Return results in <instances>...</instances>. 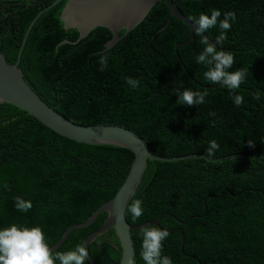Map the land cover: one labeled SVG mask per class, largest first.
I'll use <instances>...</instances> for the list:
<instances>
[{
    "label": "trees",
    "instance_id": "16d2710c",
    "mask_svg": "<svg viewBox=\"0 0 264 264\" xmlns=\"http://www.w3.org/2000/svg\"><path fill=\"white\" fill-rule=\"evenodd\" d=\"M53 1L0 0V51L10 63L17 61L31 22ZM66 1L44 11L30 30L19 63L30 86L77 124L126 127L156 155L202 156L150 159L130 201L142 200L144 213L133 219L126 210L127 221L140 224L163 214L161 226L172 231L162 255L173 264H264V0H175L191 21L212 9L221 11V19L226 11L236 13L218 46L234 57L229 71L246 73L234 92L204 78L207 69L195 62L204 37H191L163 1L106 51L112 37L106 27L75 44L62 43L80 36L60 19ZM205 34L216 40L219 30ZM101 55L108 57L103 71ZM128 77L138 79L139 87L128 85ZM185 88L206 91L205 103L178 105L175 93ZM236 94L244 98L239 107ZM213 140L219 149L208 157ZM233 154L248 156L208 160ZM134 159L129 149L74 141L19 107L0 104V228L39 226L51 247L70 225L86 221L116 194ZM17 198L31 201L32 208L18 211ZM105 218L101 214L92 225L73 230L54 251L84 245ZM142 231L132 232L134 264H144ZM109 241L120 245L114 229L89 246L96 264L120 263L121 252Z\"/></svg>",
    "mask_w": 264,
    "mask_h": 264
},
{
    "label": "water",
    "instance_id": "95a60500",
    "mask_svg": "<svg viewBox=\"0 0 264 264\" xmlns=\"http://www.w3.org/2000/svg\"><path fill=\"white\" fill-rule=\"evenodd\" d=\"M62 0H54L50 5L38 12L31 22L24 38L15 63H10L6 56L0 51V104L10 103L28 112L38 119L45 126L56 133L72 139L74 141L89 145H112L129 149L135 155L132 167L116 194L107 202L102 204L92 213L84 222L70 225L50 249L53 251L59 248L69 237L73 230L81 229L92 225L101 214H106L102 226L91 232L85 239L84 245L88 248L100 236L114 229L119 239L116 245L109 241L121 252V261L119 264H134L135 247L132 232L142 230L146 227H161L158 215L154 220L146 221L140 224H131L127 221L126 210L136 193L146 170L149 166V160L177 161L190 158L202 157L199 154H188L177 157H164L156 155L150 151L144 140L132 130L118 125H83L68 120L51 107L26 81L24 71L19 67L23 47L27 41L28 35L37 18L46 10L58 4ZM163 1L170 11V18L175 17L184 22L191 31V37H194V25L178 7L175 0H67L60 19L66 29H77L80 36L77 41L64 40L62 43L75 44L79 40L88 36V34L97 27H106L111 33V39L105 44L103 51L113 48L124 36L132 29L138 26L148 16L157 2ZM167 26H164V30ZM125 30L124 34H120ZM203 37L209 42L211 40L205 33ZM248 155L233 154L222 158H208L209 161H221L227 158L245 157ZM256 157L258 155H252ZM122 217V219H117ZM172 230H169V232ZM184 240L182 242V247ZM89 264H96L90 251L88 257Z\"/></svg>",
    "mask_w": 264,
    "mask_h": 264
},
{
    "label": "clouds",
    "instance_id": "9594fccd",
    "mask_svg": "<svg viewBox=\"0 0 264 264\" xmlns=\"http://www.w3.org/2000/svg\"><path fill=\"white\" fill-rule=\"evenodd\" d=\"M222 13L219 9H212L209 13H202L193 20V31L197 36H203L212 28H218L219 34L216 43H211L205 37L200 41L204 45L202 51L195 57L197 64L204 65L207 69L204 78L211 84H219L230 92L237 90L246 79V73L242 70L229 71L234 64V57L223 50H218L236 23L237 16L233 11ZM101 71L108 64V57L101 55L98 61ZM126 83L132 88H138L140 81L131 77L126 78ZM178 105H200L205 103L208 93L193 91L185 88L177 90ZM259 98V96L257 97ZM233 103L239 107L244 103L242 95L232 97ZM251 143V142H249ZM219 149L218 143L210 141L206 149V156L211 157ZM16 207L20 212H28L32 208L31 201L22 198L16 199ZM127 212L133 219L139 218L144 213L143 202L140 199L133 200L127 207ZM122 219V217H117ZM169 230L161 227H146L142 231L140 258L144 264H173L169 256L162 255L163 242L169 237ZM89 250L85 245L63 251L55 252L50 249L44 230L39 226L26 227L12 224L0 228V264H86Z\"/></svg>",
    "mask_w": 264,
    "mask_h": 264
}]
</instances>
